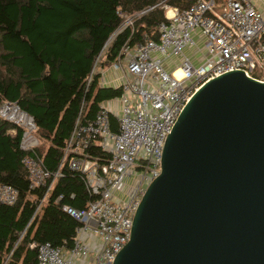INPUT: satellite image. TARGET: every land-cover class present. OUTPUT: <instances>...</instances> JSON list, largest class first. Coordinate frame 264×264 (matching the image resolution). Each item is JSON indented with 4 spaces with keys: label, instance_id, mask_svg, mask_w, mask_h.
<instances>
[{
    "label": "built area",
    "instance_id": "2783aa9c",
    "mask_svg": "<svg viewBox=\"0 0 264 264\" xmlns=\"http://www.w3.org/2000/svg\"><path fill=\"white\" fill-rule=\"evenodd\" d=\"M164 11L157 39L124 47L109 75L99 71L102 85L122 91L110 107L109 100L101 102L92 119L77 118L60 163L80 172L91 199L83 209L63 206L80 223L73 244H37V264H112L129 240L147 186L160 173L166 137L192 94L232 70L264 81V13L253 0H195L182 9L165 5ZM2 104L0 116L24 128L21 148L33 150L34 118L15 102ZM22 163L30 188L50 180L46 198L59 169L52 174L34 154ZM17 196V189L0 183V203L14 204Z\"/></svg>",
    "mask_w": 264,
    "mask_h": 264
},
{
    "label": "trees",
    "instance_id": "16d2710c",
    "mask_svg": "<svg viewBox=\"0 0 264 264\" xmlns=\"http://www.w3.org/2000/svg\"><path fill=\"white\" fill-rule=\"evenodd\" d=\"M193 1L0 0V105L15 102L31 115L38 138L23 150L24 128L0 116V183L18 191L14 204L0 203V264H37L36 246L46 241L72 246L80 223L63 206L83 209L91 196L80 172L60 166L64 146L77 118L92 119L122 91L102 85L96 67L117 62L124 47L157 39L165 5L182 9ZM28 154L52 174L59 169L46 198L50 180L29 187Z\"/></svg>",
    "mask_w": 264,
    "mask_h": 264
},
{
    "label": "water",
    "instance_id": "95a60500",
    "mask_svg": "<svg viewBox=\"0 0 264 264\" xmlns=\"http://www.w3.org/2000/svg\"><path fill=\"white\" fill-rule=\"evenodd\" d=\"M112 264H264V81L232 70L192 94Z\"/></svg>",
    "mask_w": 264,
    "mask_h": 264
},
{
    "label": "rangeland",
    "instance_id": "374dc122",
    "mask_svg": "<svg viewBox=\"0 0 264 264\" xmlns=\"http://www.w3.org/2000/svg\"><path fill=\"white\" fill-rule=\"evenodd\" d=\"M110 65H111V63H109V64L106 63L102 68H98V66H97L96 68H97L99 71H102V72H104V73H106V74L109 75L110 72H111V71H110V70H111V69H110V67H111ZM4 102L7 103L6 101H4ZM111 102H112L111 100L106 101V102H105V105H107L108 107H110L111 104H112ZM5 103H3V104H5ZM3 104H2V105H3ZM117 105H118V103H117ZM9 118L12 119V117H9ZM35 135H36V134H35ZM37 139H38V138H37ZM37 143H38V142H37Z\"/></svg>",
    "mask_w": 264,
    "mask_h": 264
},
{
    "label": "crops",
    "instance_id": "0c3cea01",
    "mask_svg": "<svg viewBox=\"0 0 264 264\" xmlns=\"http://www.w3.org/2000/svg\"><path fill=\"white\" fill-rule=\"evenodd\" d=\"M255 2L256 5H258L262 12L264 13V5H263V0H253Z\"/></svg>",
    "mask_w": 264,
    "mask_h": 264
},
{
    "label": "bare ground",
    "instance_id": "6f19581e",
    "mask_svg": "<svg viewBox=\"0 0 264 264\" xmlns=\"http://www.w3.org/2000/svg\"><path fill=\"white\" fill-rule=\"evenodd\" d=\"M175 75H178L179 76L180 75L179 71H176Z\"/></svg>",
    "mask_w": 264,
    "mask_h": 264
}]
</instances>
